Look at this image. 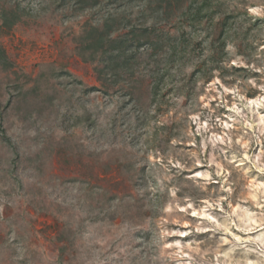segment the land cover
I'll use <instances>...</instances> for the list:
<instances>
[{"label": "rangeland", "instance_id": "obj_1", "mask_svg": "<svg viewBox=\"0 0 264 264\" xmlns=\"http://www.w3.org/2000/svg\"><path fill=\"white\" fill-rule=\"evenodd\" d=\"M93 1L0 0V264H264V0Z\"/></svg>", "mask_w": 264, "mask_h": 264}, {"label": "trees", "instance_id": "obj_2", "mask_svg": "<svg viewBox=\"0 0 264 264\" xmlns=\"http://www.w3.org/2000/svg\"><path fill=\"white\" fill-rule=\"evenodd\" d=\"M99 1L94 0L91 6H96ZM115 18L110 15L102 29H96L97 37L89 46L91 48V60L97 62L96 70L101 77H111L112 82H118L124 73L134 76L140 67V57L144 52V44L153 48L148 27H140L133 24L122 23L114 27ZM174 47V46H173ZM148 49V47H147ZM145 50V51H144ZM6 61V53L0 46V63Z\"/></svg>", "mask_w": 264, "mask_h": 264}]
</instances>
